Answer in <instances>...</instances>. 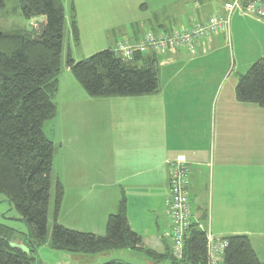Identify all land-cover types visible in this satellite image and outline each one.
I'll return each instance as SVG.
<instances>
[{
    "label": "crops",
    "instance_id": "1",
    "mask_svg": "<svg viewBox=\"0 0 264 264\" xmlns=\"http://www.w3.org/2000/svg\"><path fill=\"white\" fill-rule=\"evenodd\" d=\"M65 5L69 41L72 7L75 11L76 47L82 52L73 58L75 62L114 49L122 41H136L149 28L165 32L162 29L204 21L201 10L204 5L211 7L195 3L199 15L191 22L186 15L151 16L146 0H64V22ZM221 39L219 35L203 39L194 54L179 49L158 55L154 94L96 99L75 83L71 84L74 92H64V129L70 126L72 137H84L85 130L80 125L75 133L80 123L75 119L80 116L76 97L85 107L92 106L107 127L98 142L90 144L92 165L84 160L82 145H74L73 158L80 162L64 180V211L82 216L90 229L77 230L64 223L65 228L102 236L124 192L127 223L141 238V248L161 255L158 261L169 259L168 165L182 160L188 168L191 223L213 239L248 236L264 262L260 252L264 250V109L236 101L238 78L250 66L245 73L234 67L223 54ZM68 54L72 56L70 48ZM109 107L111 113L106 115ZM155 263L150 258L145 261Z\"/></svg>",
    "mask_w": 264,
    "mask_h": 264
},
{
    "label": "trees",
    "instance_id": "2",
    "mask_svg": "<svg viewBox=\"0 0 264 264\" xmlns=\"http://www.w3.org/2000/svg\"><path fill=\"white\" fill-rule=\"evenodd\" d=\"M20 15L36 20L29 30L17 34L0 31V194L25 223L24 250L14 241L18 233L0 225V264H38L37 247L46 244L53 143L46 138L45 122L56 115L53 98L58 91L64 28L62 0H17ZM0 0V11L3 9ZM70 35L78 44L75 11L70 15ZM161 28V27H159ZM173 28H164L165 33ZM147 32L160 33L149 28ZM146 33V31H145ZM143 33L136 41L137 42ZM158 55L136 52L125 60L108 49L75 62L67 55L66 67L90 98L141 97L158 90ZM235 99L264 109V59L254 62L239 76ZM54 222L49 235L51 249L79 255H103L114 250L141 251L158 261L161 255L141 248V238L127 223L124 192L117 211L108 216L102 236L67 229L56 222L64 190L57 182ZM226 247L219 264H264L246 235L223 239ZM24 245V244H23ZM207 234L191 223L183 242L181 263L206 264ZM170 258V257H169ZM174 259L171 256V260ZM103 264H128L109 260Z\"/></svg>",
    "mask_w": 264,
    "mask_h": 264
},
{
    "label": "rangeland",
    "instance_id": "3",
    "mask_svg": "<svg viewBox=\"0 0 264 264\" xmlns=\"http://www.w3.org/2000/svg\"><path fill=\"white\" fill-rule=\"evenodd\" d=\"M149 6V14L159 15L162 18L172 17L175 15H186L189 16L191 22L194 19H198L199 13H195V3L199 1L209 4L211 7L205 6L201 10V16L207 19L210 16L218 15L222 12V5L224 2L229 0H146ZM63 7H64V0ZM4 7L0 11V31L7 34H17L25 31H29L33 27V23L36 21H26L20 15L18 9L17 0H3ZM201 7V5H200ZM67 8V9H66ZM185 11V13H183ZM68 12L69 9L65 5V24L63 28V41H62V54H61V70L58 76V91L53 98V102L56 107V115L52 120L45 122L43 132L47 139H49L54 145V154L52 161V172H51V188H50V200L48 209V235L45 245L37 247L34 255L37 259L38 264H103L109 260H121L130 264H145L148 261V257L141 251L136 250H114L109 254L89 256L72 254L64 251L53 250L49 247V235L54 222V199H55V187L59 182L64 190V180L67 178V173L72 175L74 167H78L77 159L73 158L72 152L77 151V147L74 145L81 146L83 150L84 160L88 165H92V156L88 150H90V144L95 141L98 142L100 134L106 131V121L104 118L96 115V112H92V106H89L81 101L80 98L76 97V100L80 109V116H75L80 123H76V131L79 126H85L84 137H72L73 132L70 126L64 129V122L66 117L64 116V92H74L71 88V84L78 82L72 76L71 72H66V59H67V48L72 51V59L82 55L80 48L76 47L75 44L73 49L72 41L68 39ZM207 16V17H205ZM200 20V19H199ZM205 21V20H204ZM184 24L188 22L183 20ZM189 27V24L187 25ZM180 28V27H179ZM173 29H176L173 28ZM222 39L223 54L228 57L230 62H234V67L244 72L247 70L245 67L251 66L254 62L260 59H264V22L258 21L249 16H244L238 12L231 15L228 26L222 34L219 35ZM213 37V36H212ZM231 68V67H230ZM249 68V67H248ZM80 89L81 86H79ZM83 90V89H82ZM76 96V95H75ZM97 99V98H96ZM85 108V109H84ZM94 108V104H93ZM84 109V112L82 113ZM107 114L111 113V108L104 110ZM82 113V114H81ZM78 136V135H77ZM96 136V137H95ZM81 144V145H80ZM76 148V150H75ZM101 148H103L101 146ZM105 148H107L105 146ZM104 148V149H105ZM80 151V149H79ZM107 168V167H106ZM56 222L64 227L68 226L77 230H88L90 225L88 221L79 216V214H68L64 211V194L60 205V210L56 218ZM85 226H83L82 225ZM106 224V223H105ZM0 225L11 228L18 233V237L14 241L15 244H21V248L24 250L28 245L25 242V234L27 232L26 225L21 221L19 214L9 206L4 195L0 194ZM76 230V231H77ZM105 233L102 231L101 235ZM172 243V240H171ZM24 244V245H23ZM264 252V250L260 251ZM264 258V255H262ZM155 264H184L178 260L165 259L163 261H156Z\"/></svg>",
    "mask_w": 264,
    "mask_h": 264
},
{
    "label": "built area",
    "instance_id": "4",
    "mask_svg": "<svg viewBox=\"0 0 264 264\" xmlns=\"http://www.w3.org/2000/svg\"><path fill=\"white\" fill-rule=\"evenodd\" d=\"M238 12L264 22V0H229L222 5V12L208 17L205 21H196L186 28L172 29L169 32H146L137 42L122 41L115 47L116 53L130 60L136 52L155 53L166 56L179 49L195 53L196 46L205 38L223 33L232 14ZM169 200L166 215L171 228L172 257L180 261L183 242L191 225L188 198V168L182 160L168 165ZM226 247L224 240L213 239L207 234L206 264H219Z\"/></svg>",
    "mask_w": 264,
    "mask_h": 264
}]
</instances>
